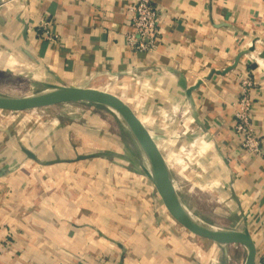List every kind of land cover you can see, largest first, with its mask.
Returning a JSON list of instances; mask_svg holds the SVG:
<instances>
[{"label":"crops","instance_id":"crops-1","mask_svg":"<svg viewBox=\"0 0 264 264\" xmlns=\"http://www.w3.org/2000/svg\"><path fill=\"white\" fill-rule=\"evenodd\" d=\"M132 3L0 0V70L118 99L149 131L173 183L193 173L242 216L229 229H248L264 251V0H156L152 54L128 48ZM42 19L56 41L44 38ZM245 75L257 158L232 130ZM10 113L0 110V264H213L204 258L216 247L158 211L137 160L92 114L37 123Z\"/></svg>","mask_w":264,"mask_h":264},{"label":"rangeland","instance_id":"rangeland-1","mask_svg":"<svg viewBox=\"0 0 264 264\" xmlns=\"http://www.w3.org/2000/svg\"><path fill=\"white\" fill-rule=\"evenodd\" d=\"M27 83L29 84L27 85ZM0 89V95L6 97L30 96L47 90L46 86H40L34 78H28L26 74H21L20 72L12 73L8 70H0ZM90 105H92V107ZM87 112L94 116L96 122H101V125L99 126L106 136L126 146V151L130 153V157L137 160V163L135 164L136 170L142 171L144 178L150 183V186H153L154 188L151 196L152 199L153 197L155 198V201L157 199L156 202L158 203V211L164 208L165 212L171 216L166 210L153 183L149 180L146 174V172L149 171V165L136 139L128 127L114 113L102 105L93 102L62 103L51 107L32 109L22 112H11L10 114H18L38 123L57 117L64 118L65 120L71 122H73L76 118L79 121H82L85 118V113ZM183 156L187 155H180V157ZM174 165L175 166L173 167L176 171L181 169L180 165ZM192 176L193 173L184 174L179 172L175 174L174 177L173 184L179 199L183 204H185L184 206H187L194 216L209 224L222 228L239 227V223H237V221H240V217L242 216H240V214L239 216H235L236 214L232 215L231 211H229L227 207H223V205L216 200V192L211 189L210 186H202L198 183V177ZM170 218H172L178 226L180 225L172 216ZM180 227L184 228L182 225H180ZM198 238L206 240L216 247L215 253L213 252L214 256L211 255L212 252H210V250L206 251V256L204 258L205 261H209L212 258L211 261L213 264H244L247 255L245 247L240 245H228L227 247H223L222 245L207 238L201 236H198Z\"/></svg>","mask_w":264,"mask_h":264},{"label":"water","instance_id":"water-1","mask_svg":"<svg viewBox=\"0 0 264 264\" xmlns=\"http://www.w3.org/2000/svg\"><path fill=\"white\" fill-rule=\"evenodd\" d=\"M242 54L237 56L232 66L223 71L226 73L235 68ZM46 88V91L30 96L6 97L0 95V110L22 112L76 102H93L102 105L114 113L136 139L149 165V171L146 174L168 213L180 225L197 236L224 246L235 244L245 247L247 255L244 264H255L256 246L248 229L236 230L217 227L197 218L183 205L160 149L141 120L126 105L113 96L94 89L51 84L46 85Z\"/></svg>","mask_w":264,"mask_h":264},{"label":"built area","instance_id":"built-area-1","mask_svg":"<svg viewBox=\"0 0 264 264\" xmlns=\"http://www.w3.org/2000/svg\"><path fill=\"white\" fill-rule=\"evenodd\" d=\"M128 24L131 31L127 33V45L131 51L152 54L159 44V11L156 0H133L127 10ZM38 27L44 38L54 42L58 35L52 29L48 19H42ZM253 79L249 75L240 78V91L231 103L233 110L232 130L239 139V146L249 156L257 158L262 155L261 141L252 123V89ZM235 245V244H232ZM223 247H227L222 245ZM255 264H264V251L256 250Z\"/></svg>","mask_w":264,"mask_h":264},{"label":"bare ground","instance_id":"bare-ground-1","mask_svg":"<svg viewBox=\"0 0 264 264\" xmlns=\"http://www.w3.org/2000/svg\"><path fill=\"white\" fill-rule=\"evenodd\" d=\"M29 83H27V85H28ZM15 85V84H14ZM26 87V86H25ZM4 89V88H3ZM29 89V88H28ZM1 90V89H0ZM30 90V89H29ZM4 91V90H3ZM27 92V91H26ZM80 103V102H79ZM91 107H92V105H90ZM94 109H95V107H94ZM96 110V109H95ZM102 114H104V113H102ZM114 120V119H113ZM113 124V123H112ZM126 135V134H125ZM200 195V194H199ZM196 197V196H195ZM206 197V196H205ZM194 200V199H193ZM195 202V201H194ZM185 205V204H184ZM189 211H191L187 206H185ZM201 208V207H200ZM214 210H217V209H214ZM219 210V209H218ZM215 213V212H214ZM220 213V212H219ZM208 215V214H207ZM209 215H211V214H209ZM222 217V216H221ZM224 218V217H223ZM223 221V220H222ZM227 223H228V221H227ZM226 223V224H227Z\"/></svg>","mask_w":264,"mask_h":264}]
</instances>
